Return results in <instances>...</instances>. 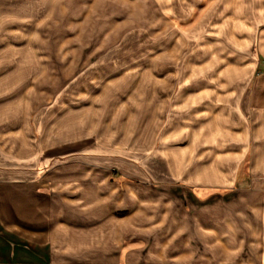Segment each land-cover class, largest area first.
Instances as JSON below:
<instances>
[{"label": "crops", "instance_id": "1", "mask_svg": "<svg viewBox=\"0 0 264 264\" xmlns=\"http://www.w3.org/2000/svg\"><path fill=\"white\" fill-rule=\"evenodd\" d=\"M227 62L226 78L190 74L177 95L166 94L165 114L151 120L162 146L144 162L104 132L56 126L50 139L44 122L38 138L26 126H0V264L153 262L143 258L142 231L155 225L140 222L142 193L112 181V165L179 188L165 199L171 239L196 228L213 241L210 261L264 264V91L251 102L239 96Z\"/></svg>", "mask_w": 264, "mask_h": 264}, {"label": "rangeland", "instance_id": "2", "mask_svg": "<svg viewBox=\"0 0 264 264\" xmlns=\"http://www.w3.org/2000/svg\"><path fill=\"white\" fill-rule=\"evenodd\" d=\"M263 47L264 0H0V126L38 138L44 122L50 139L56 126L104 132L144 162L162 146L151 120L165 114L168 92L177 95L190 74L226 78L231 61L236 93L251 102L264 91ZM112 171V181L142 193L140 222L155 225L142 231L146 264H232L210 261L213 241L196 228L170 238L165 199L175 183Z\"/></svg>", "mask_w": 264, "mask_h": 264}]
</instances>
